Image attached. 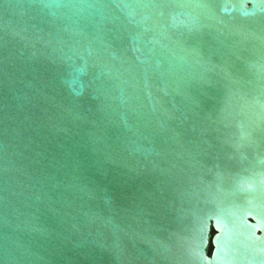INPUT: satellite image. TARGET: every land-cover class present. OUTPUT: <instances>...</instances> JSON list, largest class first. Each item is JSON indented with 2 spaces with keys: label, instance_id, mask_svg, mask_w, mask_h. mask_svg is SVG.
<instances>
[{
  "label": "water",
  "instance_id": "water-1",
  "mask_svg": "<svg viewBox=\"0 0 264 264\" xmlns=\"http://www.w3.org/2000/svg\"><path fill=\"white\" fill-rule=\"evenodd\" d=\"M0 264H264V0H0Z\"/></svg>",
  "mask_w": 264,
  "mask_h": 264
}]
</instances>
